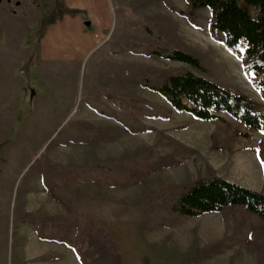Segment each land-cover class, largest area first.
Returning <instances> with one entry per match:
<instances>
[{
  "label": "rangeland",
  "instance_id": "374dc122",
  "mask_svg": "<svg viewBox=\"0 0 264 264\" xmlns=\"http://www.w3.org/2000/svg\"><path fill=\"white\" fill-rule=\"evenodd\" d=\"M169 2L178 11L188 9L185 0ZM61 10L63 0H0V41L10 32V74L0 80V184L5 185L0 218L8 217L10 264L57 259L36 254L35 240L78 242L77 227L62 222L65 206L105 229L124 264H264V228L258 234L260 261L258 248L247 246L251 229L238 212L181 217L156 230L144 226L147 210L173 187L201 178L221 177L264 194V123L256 132L227 114H220V121L199 122L136 83L161 72L190 71L247 95L264 118V102L244 76L241 62L209 36L208 10L197 12L194 28L162 0H112L107 41L80 65L39 73L32 62L20 61L12 69L18 62L15 55L25 57L26 47L34 45ZM172 49L198 59L202 71L155 54ZM118 50L121 78L115 80L110 70L118 59L107 52ZM79 121L107 132L109 139L72 144L71 138L80 134L74 129ZM160 158L177 164L131 186L100 182H111L117 167L140 168ZM52 165L89 168L100 180L54 177ZM206 247L215 248L208 257L201 256Z\"/></svg>",
  "mask_w": 264,
  "mask_h": 264
},
{
  "label": "trees",
  "instance_id": "16d2710c",
  "mask_svg": "<svg viewBox=\"0 0 264 264\" xmlns=\"http://www.w3.org/2000/svg\"><path fill=\"white\" fill-rule=\"evenodd\" d=\"M162 2L194 28L197 27V12L207 9L210 15L207 25L209 36L241 62L244 76L251 81L264 102V0H185L188 7L186 12L174 9L169 0ZM155 54L202 71L198 59L180 50L172 49ZM136 83L161 96L174 111L189 114L196 121H220V114H227L250 131L263 130L264 118L257 112L254 100L190 71L182 70L175 74L161 72L156 77L140 79ZM74 129L80 131L79 137L70 140L74 145L87 144L92 139H109L107 132L86 122L79 121ZM86 133H91V137ZM176 164L170 158H160L153 164L140 168L117 167L111 175V182L106 179L100 182L112 187L131 186L142 183L149 173ZM49 167L54 177L73 176L84 182L100 180L94 177L89 168ZM65 210L67 216L62 222L77 227L79 240L71 243L65 238L61 243L73 250L80 264H124L116 241L105 229L95 227L90 219L82 218L72 207L65 206ZM236 212L242 215L243 222L251 229L248 248H258V256L262 261L258 234L264 228V194L221 177L201 178L190 184L173 187L172 192L147 210L144 226L149 230H156L169 228L181 217L197 218L211 213H220L225 217ZM81 235L84 239L80 238ZM84 243L86 249L83 250ZM213 248L215 247L201 249V256L208 257Z\"/></svg>",
  "mask_w": 264,
  "mask_h": 264
},
{
  "label": "crops",
  "instance_id": "0c3cea01",
  "mask_svg": "<svg viewBox=\"0 0 264 264\" xmlns=\"http://www.w3.org/2000/svg\"><path fill=\"white\" fill-rule=\"evenodd\" d=\"M112 0H63L64 10L56 13L46 24L42 34L35 38L34 45L26 47L25 57L15 55L18 62L28 64L32 62L39 73H47L51 70H66L80 65L93 51L107 41L112 25L111 13ZM207 10V9H206ZM34 40V39H33ZM114 49H117L116 46ZM17 50V49H16ZM116 57V64L111 68L115 80L120 79L121 50L107 52ZM127 52L124 50V64ZM3 58L8 66L4 68ZM21 61V62H20ZM11 69V70H12ZM10 74V32L0 41V80H4ZM124 80L126 68L124 66ZM5 185L0 184V190ZM1 204V202H0ZM10 227L8 217L0 218V264H10ZM39 248L36 254L46 257L48 254L56 255L55 260L39 261L40 264H79L73 250L65 245L55 244L42 240H35ZM4 257H6L4 261Z\"/></svg>",
  "mask_w": 264,
  "mask_h": 264
},
{
  "label": "snow or ice",
  "instance_id": "6c2138e0",
  "mask_svg": "<svg viewBox=\"0 0 264 264\" xmlns=\"http://www.w3.org/2000/svg\"><path fill=\"white\" fill-rule=\"evenodd\" d=\"M251 238V237H250Z\"/></svg>",
  "mask_w": 264,
  "mask_h": 264
}]
</instances>
